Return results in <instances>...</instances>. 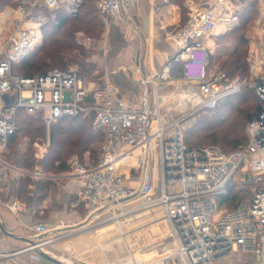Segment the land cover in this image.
<instances>
[{
    "label": "built area",
    "instance_id": "built-area-1",
    "mask_svg": "<svg viewBox=\"0 0 264 264\" xmlns=\"http://www.w3.org/2000/svg\"><path fill=\"white\" fill-rule=\"evenodd\" d=\"M83 1L14 0L0 9V144L17 128V108L43 122L47 139L57 118L89 116L103 135L96 157L86 150L66 159V174L79 187L84 217L112 211L106 221L115 225V219L145 213L151 221L164 219L169 237L153 247V260L137 261L133 253L122 264H224L235 252L251 257L240 259L241 264H264V71L261 85L252 82L260 110L246 123L244 144L223 151L216 144L189 146L184 140L183 123L190 114L214 108L241 89L239 79L209 69L208 40L219 26L231 25L234 18L224 11L237 0H213L208 6L187 2L186 19L178 29L163 25L160 17L169 0H156L153 13L176 50L152 73L143 70L139 58L131 61L139 88L135 102L119 96L109 82L94 85L74 66L32 76L13 72L12 66L40 42L41 26L48 19L45 11L65 9L74 16ZM136 3L94 0V7L102 27L114 22L136 30L131 14ZM174 79L194 80L198 86L178 102L180 114L167 117L160 106L164 89ZM6 93L9 101L2 100ZM8 172L35 180L47 177L40 168L18 169L0 157V189ZM233 195L238 200L214 219L219 205ZM19 204L14 200L7 207L14 211ZM64 227L62 221L31 222L28 228L38 240L20 247L0 244V264H45L37 250L55 257L46 247L78 230ZM67 260L60 261L75 263Z\"/></svg>",
    "mask_w": 264,
    "mask_h": 264
},
{
    "label": "rangeland",
    "instance_id": "rangeland-1",
    "mask_svg": "<svg viewBox=\"0 0 264 264\" xmlns=\"http://www.w3.org/2000/svg\"><path fill=\"white\" fill-rule=\"evenodd\" d=\"M192 1L197 2L198 0ZM184 3H186L185 0H183L182 7L180 6L179 22L174 25L178 26L174 27L176 29H178L186 19L187 6ZM224 12L234 19L231 21V25L226 28L219 26L208 40V44L210 45L209 69H221L229 73V78H237L241 81L240 90L244 91L245 89L249 91L248 98L244 101L239 98V93L231 96L230 102L236 104L234 105L236 106L235 111L229 108V103H227L228 105L221 104L219 106V108L224 111L228 120H231L239 114L245 115L247 108L254 104L255 91H253L252 82L256 74L261 75L264 71V0H237L231 5L229 10ZM122 27L125 30V27ZM110 31V28L106 29L100 25L92 29H86L85 27L75 28L74 41L79 47L76 50L73 49L65 52V56L68 57L64 59V61H66L64 67H77L84 73L87 80H93L95 81L94 85L99 86L103 83L102 81H108L111 84L108 76L112 73L115 74L121 71L131 76L136 81L129 65L131 61L137 60V58L141 60L145 72L148 71V65H150L151 68L159 67L157 66L158 57H162L161 61H165L168 58H166L167 53L164 47L160 45L159 41H154L148 45V43H145V41H147L146 37L139 32V30L127 27L124 31V35H126L129 40L127 46L132 51V55L117 60L112 54L118 50L119 44H117V41H114L115 36L110 33ZM162 34L168 41H172L171 38L165 35V31H163ZM42 37L41 34V39ZM41 39L38 45L41 44ZM35 48L36 46L34 49ZM234 48L242 49L243 52L246 53L249 66L246 73H231V66L228 61L224 62L227 53ZM197 86L198 84L194 80L174 79L170 81L163 91L165 99L160 106L162 114L167 117L179 115L182 109L177 106L178 102H181L182 96L186 95L189 91L197 89ZM10 98V94L6 93L2 95L3 101H9ZM251 110L250 113L253 114V108ZM201 112L202 111H198L197 113L190 114L185 123H183L185 139H187L188 135H191L188 131L192 129L193 124L196 122ZM235 120V123L239 121L238 119ZM241 121L240 126H243V133H246V122L242 119ZM28 140L27 138V141ZM24 141H26V138H24ZM209 141V137L199 139V143H207ZM50 143V129L47 139L44 128V133L30 142L31 151L36 160L47 153ZM221 144H223V147L226 149H230L234 146L233 143ZM94 146L97 149L98 143L95 142ZM36 151H40V155L36 156L34 154ZM72 152L75 153L76 151L73 150ZM232 204L233 202L219 205L217 213L213 218L217 219L220 217L223 210ZM81 209L83 214L81 220L72 227H64L65 229H74L76 227L78 231L69 237V239H58L52 243V245L46 247L56 259L62 261L70 259L75 263L81 264H122L130 258V256L132 257L134 253L133 257H135L137 261L142 259L151 261L154 259L151 253L153 247L158 242L166 241L169 238L165 221L162 218L156 222L151 221L150 217L143 213L133 219L130 218L127 222L123 223V225L121 224L122 222L120 223L121 225L118 222L116 226L113 224L112 227H109L108 225L113 223V221L106 220H109L112 213L115 212H99L94 216L85 218V208L83 205ZM120 215L124 214L121 213ZM124 218L126 219L129 217L115 219V221H124ZM25 232L28 236H31L30 239L38 240L36 234L30 229L25 230ZM22 244L23 243H20L18 245ZM128 245L130 246L129 248ZM240 259H251V257L241 252H235L228 256L223 263L241 264Z\"/></svg>",
    "mask_w": 264,
    "mask_h": 264
},
{
    "label": "trees",
    "instance_id": "trees-1",
    "mask_svg": "<svg viewBox=\"0 0 264 264\" xmlns=\"http://www.w3.org/2000/svg\"><path fill=\"white\" fill-rule=\"evenodd\" d=\"M170 1L179 4L181 7L183 5V0ZM6 4H14V0H0V9ZM45 14L48 19L41 26V34L43 36L41 44L36 46L18 64H14L12 66L13 72L24 76H32L44 73L46 70L52 68H65L66 61L64 59L68 57L65 56V52L73 49L76 50L79 47L74 41V29L83 27L92 29L97 25L102 27L100 19L95 12L94 0H84L74 16L65 9L45 11ZM226 61L231 66V73L242 74L246 73L249 69L246 53L242 49L234 48L227 53L224 62ZM79 71L85 78L84 73L81 70ZM225 73L229 77V73ZM236 93H239V98L244 101L248 98L249 91L244 89V91L240 90L229 94L222 98L214 108L201 110L202 112L193 124L192 129L188 131L191 135H188L187 139H185L186 137L184 135V140L187 145L202 146L205 144H216L223 151H231L238 145L246 142V133H243V126H240L241 119L247 123L248 117L252 113L251 109L253 108V111L256 110L259 99L254 92V104L247 108L245 115L239 114L233 119L228 120L224 111L219 106L221 104L228 105L227 103H229V108L235 111L236 106L234 105L236 104L230 102V99ZM14 118L17 128L6 136V141L3 145L5 162L27 171L32 170L35 166H38L43 172L65 170L67 169L66 159L73 153V150L78 154L89 150L90 156L95 158L97 149L94 143H99L103 137L100 131L92 127L89 116H61L50 125L51 143L47 153L36 160L32 156L30 142L44 133L43 122L37 116L26 113L22 108L16 109ZM235 119L239 121L235 123ZM204 137H209L210 141L207 143H199V139ZM24 138H26V141H24ZM27 138L29 139L28 141ZM221 143H233L234 146L226 149ZM29 182V176L24 175L21 178L24 192L26 191L25 186ZM37 182L39 185L44 183V185L51 186L48 181ZM234 198H236V195H233L228 203L233 202L232 205H234L238 200Z\"/></svg>",
    "mask_w": 264,
    "mask_h": 264
},
{
    "label": "crops",
    "instance_id": "crops-1",
    "mask_svg": "<svg viewBox=\"0 0 264 264\" xmlns=\"http://www.w3.org/2000/svg\"><path fill=\"white\" fill-rule=\"evenodd\" d=\"M185 1L186 3L191 2L202 6H208L213 0H198L197 2H193L192 0ZM155 2L156 0H137L131 12L132 19L135 28L146 37L147 41H145V43L149 45L154 41H159L160 45L164 47L167 53V58L175 52L176 47L172 41H168V39L163 36L164 33L162 34L165 29L159 25L153 13ZM186 3L184 4L186 5ZM160 17L163 25L173 27V25L179 22L180 5L169 0L168 3L164 4ZM109 28L111 29L110 33L115 36L116 40L114 39V41H117V44H119L118 50L115 51L112 56L115 59L117 58V60L131 56L132 51L127 46L129 40L127 36L124 35V31L127 27H125L124 30L121 25L113 22ZM161 59L162 57H158L157 66L159 67L164 62L161 61ZM158 68H151L150 65H148V71L146 73H152ZM108 78L114 89L118 91L119 96L133 102L138 99L139 88L136 81L131 76L121 71L119 73L110 74ZM102 82L104 83L106 81ZM1 102L0 99V103ZM32 156L35 157L33 154ZM0 157L5 161L4 148L1 144ZM10 166L18 168L16 166ZM35 167L39 168L38 166ZM45 173L47 177L38 180L29 176L30 182L25 186L26 191L24 192V187L21 183V178L24 174L16 175L8 172L0 189V222L8 232L14 235V237L6 235L0 229V244H10L13 247L24 245L26 243L25 239L29 240L31 238V236L26 234L25 230H29L28 225L33 221H45L50 225L57 221H62L66 227H72L81 220L82 204L78 198L79 187L72 177L66 174L67 169ZM37 181H48L51 186L44 185V183L39 185ZM14 200L18 201L20 204L16 210L12 211L7 207V204ZM20 243L23 244L18 245ZM26 256V254H21L20 258L23 260ZM41 261L45 264H54L44 259H41Z\"/></svg>",
    "mask_w": 264,
    "mask_h": 264
},
{
    "label": "water",
    "instance_id": "water-1",
    "mask_svg": "<svg viewBox=\"0 0 264 264\" xmlns=\"http://www.w3.org/2000/svg\"><path fill=\"white\" fill-rule=\"evenodd\" d=\"M255 82H256L258 85H261V84H262V80H261V75H260V74H256V76H255ZM256 109H257L256 112H259V110H260L259 105L257 106ZM252 118H253V115L250 114L249 117H248V121H251ZM0 229H1V231H2L3 233H5L6 235H8V236H10V237H14V235H13L12 233L8 232V231L4 228V226H3V224H2L1 222H0ZM16 238H17V237H16ZM20 239H23V238H20ZM25 240H26V242H30V240H28V239H25ZM37 253H38V255H39L42 259L47 260V261H49V262H52V263H54V264H67L66 262H62V261H60L59 259H56L55 257H53V256H51V255H49V254H47V253H45V252H43V251L37 250ZM74 264H81V263H74Z\"/></svg>",
    "mask_w": 264,
    "mask_h": 264
},
{
    "label": "bare ground",
    "instance_id": "bare-ground-1",
    "mask_svg": "<svg viewBox=\"0 0 264 264\" xmlns=\"http://www.w3.org/2000/svg\"><path fill=\"white\" fill-rule=\"evenodd\" d=\"M132 218H133V217H132ZM124 219H125V218H124ZM126 219H130V218H126ZM115 222H116V224H117L118 222H119V224H120L121 222L123 223V221H121V222H120V221H115ZM113 223H114V222H113ZM113 223L109 224L108 226H109V227H112ZM122 223H121V224H122ZM116 224H115V225H116ZM121 224H120V225H121ZM76 231H78V230H76ZM72 233H74V232H72ZM103 237H104V236H103ZM137 255H138V254H137ZM85 258H86V257H85ZM67 261H70V260H67Z\"/></svg>",
    "mask_w": 264,
    "mask_h": 264
}]
</instances>
